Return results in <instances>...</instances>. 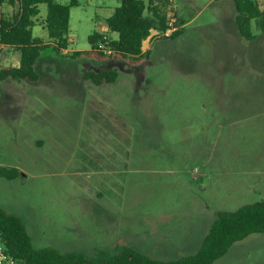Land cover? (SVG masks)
I'll return each mask as SVG.
<instances>
[{
  "label": "rangeland",
  "instance_id": "1",
  "mask_svg": "<svg viewBox=\"0 0 264 264\" xmlns=\"http://www.w3.org/2000/svg\"><path fill=\"white\" fill-rule=\"evenodd\" d=\"M77 1L70 51L88 50L94 32L117 39L106 21L118 1ZM207 2L175 0L169 17L191 22L172 39L153 32L138 65L48 46L35 82L0 81V167L20 173L0 178V209L23 222L34 249L103 257L128 247L173 261L198 251L217 212L264 202V17L246 40L230 5ZM39 9L33 33L45 41ZM103 67L117 70L112 84L84 78ZM213 264H264V234Z\"/></svg>",
  "mask_w": 264,
  "mask_h": 264
},
{
  "label": "trees",
  "instance_id": "2",
  "mask_svg": "<svg viewBox=\"0 0 264 264\" xmlns=\"http://www.w3.org/2000/svg\"><path fill=\"white\" fill-rule=\"evenodd\" d=\"M59 0H0V46L13 48L19 52L18 67H0V81L9 79L15 82H35L37 74L34 65L40 52L52 46L57 53L65 51L70 44V9L78 5L70 0L62 5ZM119 6L107 19L108 33L117 35L111 39L107 33L94 32L88 37L90 48L74 51L68 57H85L96 61L121 58L138 65L149 58L151 51H143L142 45L150 37L152 30L161 34L160 38L172 39L179 35L175 18L169 17L171 0H116ZM8 5L13 9L11 17L4 15L2 8ZM39 5H45L46 16L43 26L48 42L34 38L32 29L40 14ZM264 7V3L262 4ZM261 4L254 0H233L234 22L240 35L251 40V23L264 17ZM170 21L172 23H170ZM260 25H263V19ZM169 35H165L171 30ZM94 85H107L115 82L117 70L103 67L84 74ZM17 169L0 167V178L16 179ZM253 234H264V202L257 201L240 206L234 211L217 212L213 223L203 237L198 251L173 261L154 260L134 249L123 247L112 256L89 257L83 253L60 255L50 250L33 248L23 222L0 209V242L19 264H213L222 258L230 247Z\"/></svg>",
  "mask_w": 264,
  "mask_h": 264
},
{
  "label": "crops",
  "instance_id": "3",
  "mask_svg": "<svg viewBox=\"0 0 264 264\" xmlns=\"http://www.w3.org/2000/svg\"><path fill=\"white\" fill-rule=\"evenodd\" d=\"M175 0H171V10L174 12V10L176 11V13H177V10L175 9ZM212 4H216V5H218L219 7H221V8H225V6H228L229 7V5H230V7H231V9L234 11V8H233V0H208V2L206 3V7L207 6H210V5H212ZM205 6L200 10V12H199V14L202 12V11H204V9L206 8ZM40 10V9H39ZM176 13H174L173 14V16L175 15V18L174 19H172L173 21L175 20L176 21V25H178L177 26V29H179V30H182L184 27H185V25H188L190 22H191V20H188L186 23H184V22H182L180 19H178L177 17H176ZM235 13V12H234ZM234 17H232V18H228L231 22H233L234 21V19H233ZM230 22V23H231ZM37 26H41V25H38V24H36ZM35 25V26H36ZM34 26V27H35ZM33 27V28H34ZM156 33L157 31H155V30H152L151 32H150V37L151 36H153V34L154 33ZM105 33V32H104ZM32 34H33V37L34 38H39V37H35L34 36V33H33V29H32ZM69 34H70V29H69ZM47 36V35H46ZM149 37V38H150ZM149 38L147 39L148 41H149ZM158 38H160V37H158ZM39 39H41V38H39ZM42 40V39H41ZM46 40H48V38L46 39ZM45 40V41H46ZM69 40H70V35H69ZM146 40V41H147ZM43 41V40H42ZM152 45H153V43H152ZM2 46H0V57H1V55H4V53H1V52H3L4 50H6L7 48L8 49H10L9 47H2ZM13 48H11V50H12ZM15 52H16V55H15V57L13 58V57H10V56H8V57H5V56H2L1 58H3L4 57V63H3V61H1L0 62V66H1V64H2V66L1 67H18L19 66V59H20V55H19V52L18 51H16L15 49H13ZM147 51H151V49L150 48H148L147 49ZM70 52H74V51H70L69 50V47L65 50V51H63L62 53H61V55H64V56H69L71 53ZM6 58H11V61L12 60H14L11 64H8V59L6 60ZM4 81V80H3ZM13 82V81H12ZM25 81H22V82H16L17 84H19V85H21L22 83H24ZM27 82V81H26Z\"/></svg>",
  "mask_w": 264,
  "mask_h": 264
},
{
  "label": "built area",
  "instance_id": "4",
  "mask_svg": "<svg viewBox=\"0 0 264 264\" xmlns=\"http://www.w3.org/2000/svg\"><path fill=\"white\" fill-rule=\"evenodd\" d=\"M259 2L260 4L264 3V0H254ZM173 22V21H172ZM173 29L168 30L165 35H169ZM0 264H19L17 260L12 258L9 253L6 251L2 243L0 242Z\"/></svg>",
  "mask_w": 264,
  "mask_h": 264
}]
</instances>
